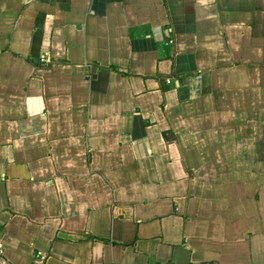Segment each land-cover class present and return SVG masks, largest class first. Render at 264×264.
Instances as JSON below:
<instances>
[{"label": "crops", "instance_id": "1", "mask_svg": "<svg viewBox=\"0 0 264 264\" xmlns=\"http://www.w3.org/2000/svg\"><path fill=\"white\" fill-rule=\"evenodd\" d=\"M37 252L264 264V0H0V260Z\"/></svg>", "mask_w": 264, "mask_h": 264}, {"label": "built area", "instance_id": "2", "mask_svg": "<svg viewBox=\"0 0 264 264\" xmlns=\"http://www.w3.org/2000/svg\"><path fill=\"white\" fill-rule=\"evenodd\" d=\"M165 82L169 83V79H166ZM44 259H45V254L43 252H37L34 255L33 260L30 264H43ZM0 264H9V263L5 262L4 260H0Z\"/></svg>", "mask_w": 264, "mask_h": 264}, {"label": "trees", "instance_id": "3", "mask_svg": "<svg viewBox=\"0 0 264 264\" xmlns=\"http://www.w3.org/2000/svg\"><path fill=\"white\" fill-rule=\"evenodd\" d=\"M162 135L164 138H166V136H167L165 132H163Z\"/></svg>", "mask_w": 264, "mask_h": 264}]
</instances>
